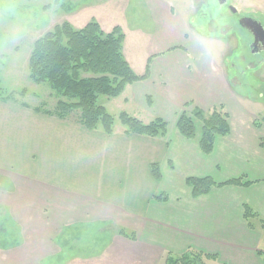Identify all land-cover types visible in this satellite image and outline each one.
<instances>
[{"label":"crops","instance_id":"0c3cea01","mask_svg":"<svg viewBox=\"0 0 264 264\" xmlns=\"http://www.w3.org/2000/svg\"><path fill=\"white\" fill-rule=\"evenodd\" d=\"M111 2L72 6V12L87 15L73 17L71 23L79 28L94 19L105 32L120 28L124 58L145 78L126 85L114 98L119 111L143 123L153 117L169 119L170 124L163 136L126 134L121 125L106 134L46 114L38 106L0 100V208L18 241L0 257L10 264H35L45 256L62 254L61 247L46 249L47 236L60 234L62 244L79 239L74 244L79 248L85 247L82 241L97 236L100 242L94 250L104 256H91V264H158L167 253L180 255L188 248L215 255V264H264L258 253L264 254V119H252L264 99L237 96L221 67L217 80L210 74L221 95L208 91L213 86L199 42L212 38L195 31L191 11H174L170 1L164 3L168 19L180 18L178 31L186 47L163 57L148 50V38L124 26L117 17L120 10ZM218 59L225 64L224 57ZM210 68L216 70L214 65ZM229 80L233 85L238 82L236 77ZM142 94L149 115L145 121L136 112L123 110ZM226 101L233 107L227 108ZM194 107L217 109L228 117L230 130L216 136L210 154L200 150V134L188 139L176 128L179 113ZM153 164L161 174L158 180L151 173ZM191 176L248 184L212 187L208 194L193 198L185 182ZM160 194L166 201L154 199ZM244 206L256 214L252 227L244 219ZM126 216L133 220L131 231L126 229ZM208 221L214 226L205 231ZM62 255L61 263L70 264L71 259Z\"/></svg>","mask_w":264,"mask_h":264},{"label":"rangeland","instance_id":"374dc122","mask_svg":"<svg viewBox=\"0 0 264 264\" xmlns=\"http://www.w3.org/2000/svg\"><path fill=\"white\" fill-rule=\"evenodd\" d=\"M169 1L174 11H182V9L191 11L189 16L195 31L212 38H206L205 42L200 39L199 42V49H205V53L200 58H205L207 61L208 83L213 86L212 88L208 87V91L210 89L221 95L219 84L214 82L213 77H210V74H214L216 79L217 73L220 72L219 67H221L222 72L227 71L230 78L236 77L238 80L233 85L228 78V82L237 96L249 94L255 98L264 99V51L253 54L247 49L249 42L247 31L237 25L233 14L221 7L217 0H112L111 5L120 10L117 11V17L129 31H138L142 36L149 39L150 47L147 46L148 50L154 51L155 56L168 57L174 55L180 46L186 47V40L180 36L178 31L180 18L173 16L168 19L164 12L168 9L163 5ZM60 2L62 1L0 0V89L13 93L14 102L33 107L41 106L48 110L55 107L57 99L51 94L48 86L36 84L30 80L28 61L33 42L43 33L63 21L72 24L73 17L82 15L85 17L87 15L86 11L81 13L79 11L70 13L58 11ZM86 2L91 3L92 0H70L69 4L78 9ZM228 2L237 9L240 15L254 17L264 26V0H228ZM191 32L193 33L192 30ZM218 57L225 58V66L221 65ZM211 65H214L216 70H212ZM108 101L110 103L106 105V108L116 119L114 129L117 126L121 128L117 118L120 112L119 102L112 98L106 100L105 103ZM143 103H145V99L142 94L137 103H132L123 110L136 112L135 115L145 121L149 115L143 107ZM161 105V102L157 103L158 110L161 109ZM225 106L232 108L233 104L226 101ZM259 107L261 108H257L252 117L257 122L264 119V102ZM213 110L215 109H204L203 111L208 113ZM71 118L75 119L76 116L72 115ZM148 120L151 121L154 118ZM164 121L166 124H170L169 119L168 121L164 119ZM196 126L199 135L201 132L200 123H197ZM1 212L4 214L5 210L0 208V252H7V247L17 246L18 241H15L11 236L12 225L7 222ZM126 222V229L131 231L130 227H134L132 218L126 216ZM213 226L214 224L208 221L205 225L203 224L202 229L210 231ZM62 237L60 234L53 238L47 236L46 249H51L52 246L61 247L62 254L65 253V258L71 259H69L70 264H91L89 261L91 256L99 255L100 259L104 256L94 250L96 249L94 247H98L100 242L97 236H90L87 240L82 241L85 244L84 248L74 245L80 241L79 239L72 241V243L62 244ZM15 238L18 239V237ZM62 254L45 256L35 264H62L61 259L64 257ZM166 255L158 264H164ZM13 263L15 264V262ZM0 264L10 263L8 258L1 256ZM207 264H215V262L208 261Z\"/></svg>","mask_w":264,"mask_h":264},{"label":"trees","instance_id":"16d2710c","mask_svg":"<svg viewBox=\"0 0 264 264\" xmlns=\"http://www.w3.org/2000/svg\"><path fill=\"white\" fill-rule=\"evenodd\" d=\"M58 1H62L58 11L72 12L70 0ZM122 42L123 34L119 27L105 32L94 19L79 28L63 21L38 37L29 55V78L36 84L48 86L57 99L53 109L40 106L38 110L61 119H73L71 116L75 115L73 120L84 128L101 129L111 134L116 119L108 112L105 101L118 97L126 85L145 78L144 74L137 75L129 66L122 53ZM12 97L13 93L0 89V100L13 101ZM117 118L126 134L156 137L166 133L167 124L161 118L143 123L126 112H120ZM197 123L201 127L199 148L204 154L212 152L216 136H224L230 130L226 113L217 109L205 113L196 107L179 113L176 128L183 137L191 139L196 136ZM151 173L154 179H160L156 164L151 166ZM185 182L193 198L208 194L212 187L248 184L241 183L239 179L216 183L208 176L187 177ZM154 199L164 202L166 196L160 194ZM253 216L256 214L244 206L248 227L253 226ZM258 253L264 256L262 252ZM216 260L215 255L188 248L180 255L167 253L164 264H207Z\"/></svg>","mask_w":264,"mask_h":264},{"label":"water","instance_id":"95a60500","mask_svg":"<svg viewBox=\"0 0 264 264\" xmlns=\"http://www.w3.org/2000/svg\"><path fill=\"white\" fill-rule=\"evenodd\" d=\"M225 2L226 0H218V3L220 5L224 4ZM229 9H230V12L234 15L238 13L237 9L234 8L232 5L229 6ZM239 25L242 28L248 30L249 32L257 33L259 40L263 42L264 44V27L258 20L253 19L252 17H242L239 19ZM255 36L257 40V35Z\"/></svg>","mask_w":264,"mask_h":264},{"label":"flooded vegetation","instance_id":"af4514ba","mask_svg":"<svg viewBox=\"0 0 264 264\" xmlns=\"http://www.w3.org/2000/svg\"><path fill=\"white\" fill-rule=\"evenodd\" d=\"M218 1V0H217ZM220 5V4H219ZM229 6H230V4H229V2H228V0H226V2L224 3V4H221V7H224V9H226L227 11H230V9H229ZM234 7V6H233ZM233 16L235 17V19H236V23H237V25L238 26H240L239 25V19L240 18H242L243 16L242 15H240L239 14V12L237 13V14H233ZM244 17H251V16H244ZM253 19H256V18H254V17H252ZM257 20V19H256ZM259 21V20H258ZM260 22V21H259ZM261 23V22H260ZM263 26V25H262ZM241 27V26H240ZM264 27V26H263ZM242 28V27H241ZM244 29V28H243ZM244 30H246V29H244ZM247 31V33H248V35H249V37H248V43H247V49L251 52V53H253V54H257V53H261V52H263L264 51V44H263V42H261L260 40H259V37H258V34L257 33H252V32H249L248 30H246ZM255 35H257V40H256V36Z\"/></svg>","mask_w":264,"mask_h":264}]
</instances>
